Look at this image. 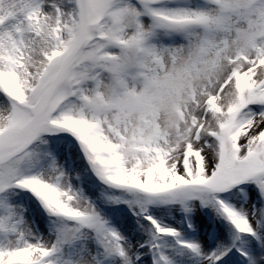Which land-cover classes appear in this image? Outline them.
<instances>
[{"label": "snow or ice", "instance_id": "obj_1", "mask_svg": "<svg viewBox=\"0 0 264 264\" xmlns=\"http://www.w3.org/2000/svg\"><path fill=\"white\" fill-rule=\"evenodd\" d=\"M0 264H264V0H0Z\"/></svg>", "mask_w": 264, "mask_h": 264}]
</instances>
